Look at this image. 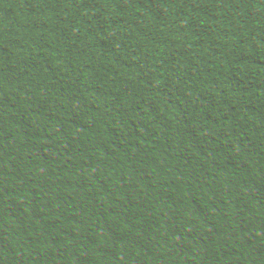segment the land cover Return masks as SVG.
Masks as SVG:
<instances>
[{"label": "trees", "instance_id": "trees-1", "mask_svg": "<svg viewBox=\"0 0 264 264\" xmlns=\"http://www.w3.org/2000/svg\"><path fill=\"white\" fill-rule=\"evenodd\" d=\"M0 264H264V0H0Z\"/></svg>", "mask_w": 264, "mask_h": 264}]
</instances>
